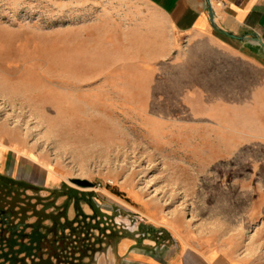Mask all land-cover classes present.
<instances>
[{"label": "rangeland", "instance_id": "1", "mask_svg": "<svg viewBox=\"0 0 264 264\" xmlns=\"http://www.w3.org/2000/svg\"><path fill=\"white\" fill-rule=\"evenodd\" d=\"M162 25L137 0H0V129L64 181L0 178V264H98L129 235L166 246L142 230L153 209L264 264V113L204 66L157 59Z\"/></svg>", "mask_w": 264, "mask_h": 264}, {"label": "crops", "instance_id": "2", "mask_svg": "<svg viewBox=\"0 0 264 264\" xmlns=\"http://www.w3.org/2000/svg\"><path fill=\"white\" fill-rule=\"evenodd\" d=\"M137 1L145 3L163 24L166 46L157 59L175 55L204 66L209 82L219 91L226 89L224 96L253 99L247 103L256 108L241 113H264V0H213L211 8L207 0ZM4 177L46 194L60 190L64 182L32 160L17 135L1 128L0 178ZM144 216L148 222L142 230H161L160 241L166 247L160 249L162 245L155 244L153 237L141 240L129 235L103 253L98 264H244L229 245L197 233L182 218L154 209Z\"/></svg>", "mask_w": 264, "mask_h": 264}, {"label": "built area", "instance_id": "3", "mask_svg": "<svg viewBox=\"0 0 264 264\" xmlns=\"http://www.w3.org/2000/svg\"><path fill=\"white\" fill-rule=\"evenodd\" d=\"M212 1L213 0H210V4L212 3ZM138 222H139V224H141V223H145L146 222V219L145 218H139L138 219ZM163 236V234L162 233H160L159 234V237H158V240H160V238ZM166 246L165 245H162V246H160V249H164ZM154 248H157L156 246H154Z\"/></svg>", "mask_w": 264, "mask_h": 264}, {"label": "water", "instance_id": "4", "mask_svg": "<svg viewBox=\"0 0 264 264\" xmlns=\"http://www.w3.org/2000/svg\"><path fill=\"white\" fill-rule=\"evenodd\" d=\"M207 6L209 8L212 7V4H210V0H207ZM77 183L83 188L89 187V185H90L88 182H85V181H77Z\"/></svg>", "mask_w": 264, "mask_h": 264}, {"label": "trees", "instance_id": "5", "mask_svg": "<svg viewBox=\"0 0 264 264\" xmlns=\"http://www.w3.org/2000/svg\"><path fill=\"white\" fill-rule=\"evenodd\" d=\"M4 178H5V177H4ZM9 180H11L12 182H16L14 179H10V178H9ZM63 232H65V229H63ZM86 252H87V249L85 250L84 253L86 254ZM85 254H84V256H85Z\"/></svg>", "mask_w": 264, "mask_h": 264}, {"label": "bare ground", "instance_id": "6", "mask_svg": "<svg viewBox=\"0 0 264 264\" xmlns=\"http://www.w3.org/2000/svg\"><path fill=\"white\" fill-rule=\"evenodd\" d=\"M175 227V226H174ZM174 229V228H173Z\"/></svg>", "mask_w": 264, "mask_h": 264}]
</instances>
